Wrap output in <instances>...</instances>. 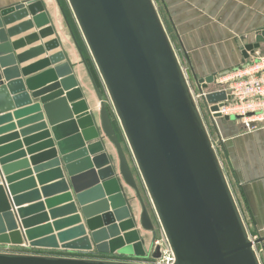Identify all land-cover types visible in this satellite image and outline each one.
I'll return each mask as SVG.
<instances>
[{
  "label": "water",
  "instance_id": "obj_1",
  "mask_svg": "<svg viewBox=\"0 0 264 264\" xmlns=\"http://www.w3.org/2000/svg\"><path fill=\"white\" fill-rule=\"evenodd\" d=\"M66 1L118 128L105 104L97 123L43 0L0 10V234L99 257L0 251V264H156L119 259L145 257L141 230L155 234L156 226L173 264H263L257 245L264 237L253 239L156 0ZM256 40L252 53L264 28ZM226 98L225 91L208 96ZM126 186L136 192L139 215Z\"/></svg>",
  "mask_w": 264,
  "mask_h": 264
},
{
  "label": "crops",
  "instance_id": "obj_2",
  "mask_svg": "<svg viewBox=\"0 0 264 264\" xmlns=\"http://www.w3.org/2000/svg\"><path fill=\"white\" fill-rule=\"evenodd\" d=\"M26 1L29 0H0V10ZM165 1L174 21V26L177 28L181 47L190 58L193 73L198 77L205 78L211 74L221 73L231 67L246 63L252 58L254 52L252 53V50H249L250 45L256 44L258 32L264 28V0ZM43 3L49 12L56 32L60 35L61 45L70 58L73 73L82 88L89 108L94 111L97 123H99L101 100L95 85L96 80L72 35V24L63 11L59 0H43ZM30 18L31 16H28L11 24L10 27ZM36 30L35 27L12 38V41ZM247 35H249L248 39H246ZM54 37L41 39L18 50L16 53H21L30 47L51 41ZM58 51H60L59 48L54 49L25 62L20 67L28 66ZM22 117H25V115ZM226 121H217L227 163L226 171L247 223L254 225L255 229L261 235H264V122L259 123L256 129L250 130L245 127L242 121ZM34 127L36 125H28L23 129L29 130ZM71 127L70 125L64 129H59L58 133L69 131L72 129ZM23 129L17 128V131ZM107 146L115 163H118L115 148L109 141H107ZM27 158L30 159V155ZM29 167H33L32 163L29 164ZM126 191L129 198L133 197V189L126 186ZM134 203L132 202L133 210L139 215L142 210L141 204L137 202L134 206ZM27 205L29 204L24 205V207ZM141 232L142 235L147 236V249L151 248L154 234L143 230ZM65 252L71 253V251ZM73 253L80 256L99 257L95 254ZM133 258L139 257H119V259Z\"/></svg>",
  "mask_w": 264,
  "mask_h": 264
},
{
  "label": "built area",
  "instance_id": "obj_3",
  "mask_svg": "<svg viewBox=\"0 0 264 264\" xmlns=\"http://www.w3.org/2000/svg\"><path fill=\"white\" fill-rule=\"evenodd\" d=\"M220 77L221 81L219 84H226L227 87L209 93L225 91L228 98L219 102H209L208 95L201 86L199 91H196L191 85L195 99L209 129L208 121L213 124V122L217 123L219 118L232 116L242 121L246 128L250 130L256 129L259 123L264 122V55L236 66ZM206 87L208 86L206 85ZM152 247L154 250H152ZM152 247L145 257L128 260L156 264L174 263V255L162 233L157 237L155 236ZM157 249L159 250V256L154 257L153 253Z\"/></svg>",
  "mask_w": 264,
  "mask_h": 264
},
{
  "label": "rangeland",
  "instance_id": "obj_4",
  "mask_svg": "<svg viewBox=\"0 0 264 264\" xmlns=\"http://www.w3.org/2000/svg\"><path fill=\"white\" fill-rule=\"evenodd\" d=\"M63 1L65 2V0H63ZM156 2H157V5H158V7L160 9V12H161V14L163 16V19H164V21L166 23V26H167V28L169 30V33H170V35L172 37V40H173V42H174V44H175V46H176V48H177V50H178V52L180 54V57L182 59V62L184 64V67H185V69H186V71H187V73L189 75V79H190L191 85L194 88V90L199 91L200 86H201V88L204 89V91L209 96V93H211L212 91L218 90V89H221V88H224V87H227L226 84L225 85L224 84H219V82L221 81L220 80L221 79L220 76H223L224 73H226L227 71H231L234 67H231L228 70L223 71V72L218 73V74H211V75H209V76H207L205 78H203V77L200 78L197 75L195 76L194 73H193V69L191 67L192 64L190 62V58L186 54V51H184L182 49V47H181L180 40H179V35L177 33V28H176V26H174V21L171 18V15L169 13V10H168L166 1L165 0H156ZM69 17H70V23H72L73 29H74V31H72V33H73L76 41H78L80 43V46L83 47V49L85 51L84 53H82V55L84 57V60H85V62L87 64L89 70L92 71L93 75L95 76L94 78H95V80L97 82L95 85H96L97 90L99 92V99L101 100V104H105L107 106V108L109 109V112H110V114H111V116H112V118H113V120L115 122V125L118 128V123H117L116 118H115V115L113 113V110H112L110 101L108 99L107 93H106V91L104 89V86H103V84H102V82H101L98 74L95 71V67L93 65L92 59H91L88 51L86 50V48H85V46L83 44V41H82V37L80 35V32H79V30H78V28L76 26V23H75V21H74V19L72 17V14H70V12H69ZM71 30H72V28H71ZM248 38H249V35H247L246 39H248ZM78 42H77V44H78ZM78 46H79V44H78ZM248 52H249V50H248ZM252 55L253 56H252V58L249 61H252L253 59H255L257 57L264 55V40L262 42H259V46L255 49V52ZM249 61H247V62H249ZM210 77H213V78H211V80L209 81L208 79ZM199 80H203V81H199ZM203 83H206L208 87H203ZM218 121L227 122L225 120V118H219ZM208 122H209V126H210L211 133H212L213 138H214V142H215V144L217 146V149L219 151V154L221 156V159L223 160V164H224L225 169H226L227 168V163H226V158H225V154H224V148H223V144H222V138H220V134L218 132L217 127L214 124H212L210 121H208ZM123 145L125 147V151H126V154H127L128 158L131 160V156H130L128 150H127V147H126L125 143H123ZM132 165H133V163H132ZM139 187H140V191H141V194L143 196V199L145 200V203H146V205H147L150 213L152 214L153 213L152 206H151V204L149 202V199L147 197V194H146V192H145L142 184L140 183V181H139ZM132 196L134 197V199H133L132 202H135L134 203V206H136V203L139 202V200L136 197V192H134V194ZM248 225H249L251 234L254 237V239H258L260 236H263L264 237V235H261L255 229V226L254 225H252L250 223ZM160 233H162V232H161L159 226H156V233L153 235V238H155V236L157 237ZM151 245H153V242L151 243ZM149 249L151 250V248H149ZM257 249L260 252V256H261L262 262L264 264V242H263V244H258L257 245ZM152 250H154L153 247H152ZM0 251H17V252L68 254L64 250H52V249L42 250L41 248L39 249V248L30 247L26 243V241L24 239H23V242L22 243L21 242L15 243L13 241H5V239L3 238V236L1 234H0ZM69 255H75V253L71 252ZM139 258H143V257H139Z\"/></svg>",
  "mask_w": 264,
  "mask_h": 264
},
{
  "label": "trees",
  "instance_id": "obj_5",
  "mask_svg": "<svg viewBox=\"0 0 264 264\" xmlns=\"http://www.w3.org/2000/svg\"><path fill=\"white\" fill-rule=\"evenodd\" d=\"M60 4H61V6H62L63 11L65 12L66 16L68 17V19H69V21H70L69 12H70V14H72V13H71V11H70V9H69V6H68V4H67V1L65 0V2H64L63 0H60ZM72 17H73V15H72ZM73 19H74V18H73ZM74 21H75V20H74ZM71 24H72V23H71ZM76 26H77V25H76ZM77 28H78V27H77ZM72 29H73V25H72ZM73 31H74V29H73ZM80 35H81V34H80ZM81 37H82V36H81ZM82 41H83V39H82ZM77 42H78V41H77ZM78 44H79V46H80V43H79V42H78ZM83 44H84L86 50L88 51V49H87V47H86L84 41H83ZM79 48H80V50H81L82 53L85 52L82 46H80ZM88 53H89V52H88ZM89 55H90V54H89ZM90 57H91V56H90ZM92 62H93V61H92ZM93 65H94V63H93ZM94 67H95V65H94ZM95 71H96V73L98 74L96 68H95ZM98 76H99V74H98ZM94 77H95V76H94ZM99 78H100V77H99ZM100 80H101V79H100ZM95 82H96V81H95ZM101 82H102V81H101ZM96 83H97V82H96ZM91 257H93V256H91Z\"/></svg>",
  "mask_w": 264,
  "mask_h": 264
},
{
  "label": "bare ground",
  "instance_id": "obj_6",
  "mask_svg": "<svg viewBox=\"0 0 264 264\" xmlns=\"http://www.w3.org/2000/svg\"><path fill=\"white\" fill-rule=\"evenodd\" d=\"M135 192V191H134ZM135 196V195H134Z\"/></svg>",
  "mask_w": 264,
  "mask_h": 264
}]
</instances>
